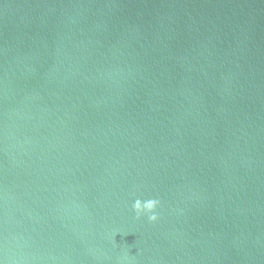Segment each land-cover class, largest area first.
<instances>
[{"label":"water","instance_id":"obj_1","mask_svg":"<svg viewBox=\"0 0 264 264\" xmlns=\"http://www.w3.org/2000/svg\"><path fill=\"white\" fill-rule=\"evenodd\" d=\"M0 264H264V0H0Z\"/></svg>","mask_w":264,"mask_h":264},{"label":"clouds","instance_id":"obj_2","mask_svg":"<svg viewBox=\"0 0 264 264\" xmlns=\"http://www.w3.org/2000/svg\"><path fill=\"white\" fill-rule=\"evenodd\" d=\"M160 201L157 198L140 199L137 198L132 202V210L137 218L145 216L149 222L156 221L158 219L157 207Z\"/></svg>","mask_w":264,"mask_h":264}]
</instances>
